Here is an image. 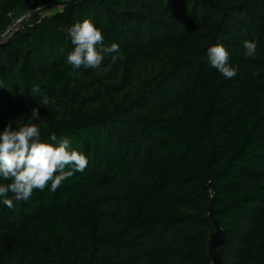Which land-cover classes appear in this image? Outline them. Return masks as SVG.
Wrapping results in <instances>:
<instances>
[{
	"label": "trees",
	"instance_id": "obj_1",
	"mask_svg": "<svg viewBox=\"0 0 264 264\" xmlns=\"http://www.w3.org/2000/svg\"><path fill=\"white\" fill-rule=\"evenodd\" d=\"M32 9L0 40V132L36 124L89 163L55 193L0 197V264H213L211 199L223 264H264V0H0V36ZM85 19L125 58L70 75ZM216 44L235 78L207 62Z\"/></svg>",
	"mask_w": 264,
	"mask_h": 264
},
{
	"label": "clouds",
	"instance_id": "obj_2",
	"mask_svg": "<svg viewBox=\"0 0 264 264\" xmlns=\"http://www.w3.org/2000/svg\"><path fill=\"white\" fill-rule=\"evenodd\" d=\"M67 35L74 46L67 56V63L72 68L70 75L75 74L81 67L99 70L106 55L111 56L112 63L125 58L117 43L105 45L101 30L88 19L69 27ZM244 48L245 56L255 60L257 42L246 40ZM207 62L225 79L235 78L238 74V68L230 64V54L223 44H216L207 49ZM252 75L258 77L259 70L254 71ZM0 88L9 89L2 79ZM40 91L39 85L30 89L34 97ZM48 102V97L45 96L43 105ZM30 118L40 122L45 120L41 118L39 108L32 109ZM49 140L51 143L42 141L40 129L36 124H25L19 128L8 124L0 132V177L11 180L9 184L0 185V197H5L2 203L9 209L15 207L14 201L31 199L34 189L44 191L48 188L50 192L55 193L64 181L77 172L83 173L87 168L88 158L71 147L69 138H58L52 133ZM9 193L11 198H7Z\"/></svg>",
	"mask_w": 264,
	"mask_h": 264
},
{
	"label": "water",
	"instance_id": "obj_3",
	"mask_svg": "<svg viewBox=\"0 0 264 264\" xmlns=\"http://www.w3.org/2000/svg\"><path fill=\"white\" fill-rule=\"evenodd\" d=\"M209 216L215 226V231L211 234L209 240L208 255L213 264H223L222 258L219 254V246L224 240V232L221 228L219 220L214 215V207L212 199L209 202Z\"/></svg>",
	"mask_w": 264,
	"mask_h": 264
},
{
	"label": "built area",
	"instance_id": "obj_4",
	"mask_svg": "<svg viewBox=\"0 0 264 264\" xmlns=\"http://www.w3.org/2000/svg\"><path fill=\"white\" fill-rule=\"evenodd\" d=\"M31 13L33 14V12ZM32 14H29L27 18L19 17L18 19H16V22L13 23V25L10 26L6 31H4V33L0 36V40L9 38L16 30L20 28L23 22H27L30 20Z\"/></svg>",
	"mask_w": 264,
	"mask_h": 264
},
{
	"label": "rangeland",
	"instance_id": "obj_5",
	"mask_svg": "<svg viewBox=\"0 0 264 264\" xmlns=\"http://www.w3.org/2000/svg\"><path fill=\"white\" fill-rule=\"evenodd\" d=\"M54 2H55V1H54ZM57 3H58V2H57ZM53 4H54V3L40 4V5H38V6L34 5V8H35L36 10H38V9L42 10L43 8L47 9V8L52 7ZM55 4H56V3H55ZM35 9H34V10H35ZM34 10L32 9V10H28V11H26V12L21 16V18H27V16H28L29 14H32L31 12L34 13ZM15 22H16V19H15V18H10L9 21H8V23L5 24L4 27H3L4 31H6V30H7L10 26H12L13 23H15Z\"/></svg>",
	"mask_w": 264,
	"mask_h": 264
},
{
	"label": "crops",
	"instance_id": "obj_6",
	"mask_svg": "<svg viewBox=\"0 0 264 264\" xmlns=\"http://www.w3.org/2000/svg\"><path fill=\"white\" fill-rule=\"evenodd\" d=\"M26 12V11H25ZM23 14V13H22ZM21 15V14H20Z\"/></svg>",
	"mask_w": 264,
	"mask_h": 264
}]
</instances>
